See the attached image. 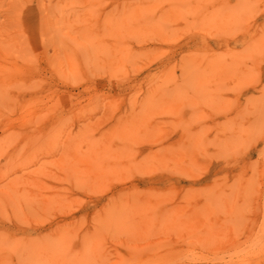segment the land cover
Returning <instances> with one entry per match:
<instances>
[{
  "label": "rangeland",
  "instance_id": "obj_1",
  "mask_svg": "<svg viewBox=\"0 0 264 264\" xmlns=\"http://www.w3.org/2000/svg\"><path fill=\"white\" fill-rule=\"evenodd\" d=\"M0 264H264V0H0Z\"/></svg>",
  "mask_w": 264,
  "mask_h": 264
}]
</instances>
